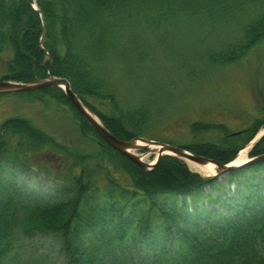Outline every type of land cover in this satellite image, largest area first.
<instances>
[{
  "label": "rangeland",
  "instance_id": "obj_1",
  "mask_svg": "<svg viewBox=\"0 0 264 264\" xmlns=\"http://www.w3.org/2000/svg\"><path fill=\"white\" fill-rule=\"evenodd\" d=\"M207 3L208 0L202 3L203 10L208 7ZM159 4V7L163 6L160 1ZM30 5L37 11L34 1H30ZM215 8L217 11L212 15L206 13V10L193 12L180 11L179 8H173L171 13H152L149 10L143 16L136 15L135 11L119 15L113 23L118 29L116 36L119 35V39L116 42L120 51L115 53L110 62L98 63L99 75L107 80L108 90L112 95L109 96L107 92L104 95L88 96L89 104L76 95L111 133L113 132L107 124L125 136L138 134L137 137L165 142L214 160L217 159L213 157L222 158L228 150L225 147H233L235 143L240 146V149L231 152L235 158L264 129V36L246 50L238 45L245 38L247 26L261 19L264 2L249 0L238 5L231 1L230 7L223 11L220 4H216ZM40 19L42 22L41 15ZM45 40L46 37L44 40L40 38V48L45 50V54L42 62L35 63L38 69L52 63L44 46ZM8 47L0 50V81L33 83L36 79H9L8 62L12 60L13 51ZM228 50L230 52L225 53ZM68 82L70 83L69 80ZM55 87L64 91L62 85ZM49 88L54 87L0 93V138L15 153L19 148L20 159L26 162L25 165L16 159L17 162L13 165L6 166L3 163L0 166V181L8 179L7 184L12 186V181H15L18 188L32 193L35 200L42 199L40 202L55 200L53 205L56 206L57 221L67 219L68 212L60 207L61 204L76 200L75 208L80 210L99 194L98 188L102 198L106 195L103 193L106 189L116 193L119 187H112L114 181L129 189L133 185H145V181L154 182L159 186L157 190L167 192L163 198L169 202H181L183 195H186L189 209L183 210L179 216L169 212L167 215L171 217H165L163 211H157L152 206L150 210L151 214L154 211L155 218L161 217L173 225L176 223V230L181 232L195 223H200L196 225L199 231L207 228L206 222L212 216L224 218L220 213H225L221 208V200L228 199L230 203V198H234L240 205H245L247 212H251L250 209L256 204V193H261L264 199V173L261 172L246 171L235 176H230L229 173L204 175L194 171L188 160L173 153L162 155L160 161L157 163L156 160L154 165L141 167L102 139L70 100L71 103H67L60 95L49 93L46 90ZM120 108L126 117L124 122L118 117ZM139 108L146 112L145 118L133 119ZM22 121L23 125H32L45 134L44 136H49L51 141L49 143L46 139L47 145L39 146V151H26V157L22 155L26 152L18 143L21 139L28 138L22 133L14 134L16 127H21L19 123ZM233 136L237 138L232 139ZM118 138L130 140L126 137ZM263 138L264 134L254 144L251 143L249 158L264 154L261 149H257ZM260 144L264 147V140ZM150 149L146 146L134 152L144 155V162L149 163L155 157V152ZM72 152L85 155L87 160L84 164L94 168L95 173L94 176L91 175L89 183L84 179L85 188L77 195L69 190L58 198L59 186L68 180V176L75 174L69 169L72 161L68 157ZM169 158H174L175 162L178 160L188 171L204 179L216 177L219 186L216 188L205 184L200 193L201 199L194 206L192 198L184 190L171 189V172L166 173L165 168L159 166L161 160H170ZM234 158L226 163L232 162ZM79 162V165L82 164V161ZM261 162L264 160L244 163L232 172ZM80 169L76 165L73 168L76 173L81 172ZM127 170L132 173L129 175ZM131 196L132 194L128 198ZM85 197L87 201L84 200ZM209 197H212V201ZM135 200L136 198L133 201ZM149 205L143 203L140 209L145 212ZM232 205L228 212L237 213L238 206H234L235 203ZM165 207L170 209L173 206L170 203ZM194 208L205 211L206 217H210L199 220L197 214L191 213ZM135 214L138 215L139 212ZM245 217L247 214L238 218L243 221ZM42 218L37 221V227L43 226L40 228L45 232L35 229L36 232L32 230L30 234H26L23 226L15 227L12 243L16 264H69L60 231L54 229L57 227L50 230L48 226L52 224L46 225ZM238 218L232 219L234 221ZM48 219L52 222L54 218ZM118 229L120 233L118 224L107 227L112 234H116ZM141 230L142 226L137 217L130 226V231H127L130 240L125 264H146L144 257L147 255L142 249H147V243L141 242L145 239ZM130 236L137 237V240L134 241ZM77 252L78 250L74 251V255ZM80 255L77 256L78 259Z\"/></svg>",
  "mask_w": 264,
  "mask_h": 264
},
{
  "label": "trees",
  "instance_id": "obj_2",
  "mask_svg": "<svg viewBox=\"0 0 264 264\" xmlns=\"http://www.w3.org/2000/svg\"><path fill=\"white\" fill-rule=\"evenodd\" d=\"M30 1L31 3L34 1L43 14L46 24L44 46L52 60V63L40 69L35 63L42 62L45 54V50L40 48L42 22L40 14L31 7ZM159 1L163 6L159 7L161 5ZM231 1L239 5L249 0H208V7L204 10L212 15L217 11L216 4H220L223 11L226 7H230ZM257 1L264 2V0ZM200 2L204 3V0H0V50L9 46L8 48L13 51L12 60L8 62L7 75L10 80L21 81H27L29 78H46L49 75L67 78L74 92L86 103H88V96L104 95L107 92L111 96L107 80L99 75L98 63L110 62L115 57V53L120 51L116 42L119 39V35L116 36L118 29L113 23L116 17L130 11H135L136 15L145 14L149 10L152 13L165 11L171 13L173 8H179L180 11L199 12L204 8V4H199ZM263 36L264 14L260 20L247 26L245 38L238 45L246 50ZM113 48L116 51H113ZM229 52L230 50L225 53ZM46 90L53 95L58 94L65 98V102H70L62 89L54 87ZM116 106L114 102V107ZM119 111V119L126 121L123 110L120 108ZM145 115L143 108H139L133 119L139 117L138 119L141 120L145 118ZM23 122L19 123L21 127L13 130L14 134L22 133L26 139L28 138L21 139L18 143L25 152L39 151V146L47 145L46 139L49 143L51 142L49 136H44L45 134L32 125H23ZM107 126L117 137L132 139L138 135L132 133L131 136H125L110 124ZM234 138L237 136H233L232 139ZM260 143L257 149H261L264 153V147ZM6 144V141L0 138V166L3 163L6 166L13 165L17 162L16 159L26 165V162L20 159L19 148L15 153ZM225 148L228 150L222 158H213L226 163L234 158L232 153L240 149V146L234 143L233 147L227 145ZM251 153L254 152L251 151ZM22 155L26 157L27 152ZM68 159L72 161L69 169L75 174L68 176V180L59 186L58 198L64 196V193L69 190L77 195L85 188L84 179L86 178L89 183L91 175L94 176L95 173L94 168L87 163L84 164L87 160L85 155L72 152ZM169 159L161 160L159 166L165 168L166 173L171 172L170 179L173 183L171 189L184 190L192 198L194 206L200 201V193L205 184L216 188L219 186L215 180L216 177L204 179L188 171L178 160L175 162L174 158ZM79 160L82 161L80 165ZM75 165L81 168V172L76 173L73 170ZM246 171L264 173V162L229 174L235 176ZM127 173L130 175L132 172L127 170ZM2 180L0 181L2 183H0V264H16L12 243L15 227L23 226L22 229L26 234H30L32 230L44 231L41 229L43 226L37 227V221L42 217L46 225L52 224L48 226L50 230L57 227L54 229L60 231L69 264H77V262L125 264L129 254L127 248L130 240L127 235L137 217L145 237L141 242L147 243V249H142L147 255L144 257L146 264H264V199L261 193H256V204L250 209L251 212H247L245 205H240L241 203L236 202L234 198H230V203L228 199L221 200V208L225 213H220L225 216L224 218L206 217L205 211H197L194 208L191 213L197 214L199 220L210 217L209 222H206L207 228L199 231L196 225L200 223H195L181 232L176 230V223L173 225L172 222L165 221L161 217L155 218L154 211L151 214L150 210L152 206L157 211H163L165 217H171L167 215V213L170 214L169 212L179 216L183 210L189 209L187 196L183 195L181 202L178 200L169 202L168 199L163 198L167 192L157 190L159 186L154 182L145 181V185L140 187L133 185L129 189L114 181L112 187L113 185L119 187H116L118 190L116 193L104 189L111 194L103 192L106 195L102 198L101 190L98 188V196L96 195L91 203L84 204L80 210L75 208L76 200L61 204L60 207H64L68 212L67 219L57 221V210L53 205L55 200L40 202L42 199L35 200L32 193L18 188L15 181H12L14 184L12 186L7 184L8 179ZM131 194L133 197L129 199ZM243 196L245 197L244 194ZM135 198L136 200L133 201ZM209 199L212 201V197ZM84 200L88 199L85 197ZM143 203L147 206L150 204L145 212L140 209ZM170 203L173 207L166 208L165 206ZM232 203L238 206L237 213L236 211L233 214L228 212L233 207ZM137 211L138 215L135 214ZM114 212L120 214H114ZM242 214H247L243 221L238 218ZM49 217L54 218L52 222L48 219ZM231 217L238 219L233 221ZM113 224L120 226V233L119 229L116 234L107 230V227ZM132 238L134 241L137 240V237ZM77 250V254L74 255V251Z\"/></svg>",
  "mask_w": 264,
  "mask_h": 264
},
{
  "label": "water",
  "instance_id": "obj_3",
  "mask_svg": "<svg viewBox=\"0 0 264 264\" xmlns=\"http://www.w3.org/2000/svg\"><path fill=\"white\" fill-rule=\"evenodd\" d=\"M37 11L40 13L42 17V37L41 40H44L46 35V25L43 18V14L37 6L35 7ZM63 86L64 92L68 99L73 103V105L80 111V113L84 116V118L91 124V126L96 130V132L104 139L107 143H109L113 148L130 158L133 162L140 165L141 167H147L149 164L140 159V156L137 154H133L129 152L127 149H142L146 146L150 147L151 145H160V155L157 159V163L160 161L162 157L163 150H170L176 156L183 157L185 159H189L198 163H207L208 161L213 162L216 165V174L215 175H223L232 172L237 169V167H241L244 163H254L256 161L264 160V154H261L256 157H250L247 161L241 164H233L229 163H221L218 160L210 159L202 155L194 154L188 152L180 147L152 140L144 137H136L130 140H122L116 137L113 133H111L107 127H105L100 121H98L92 113L87 109V107L83 104V102L79 99L76 93L72 90L70 83L66 78L57 77L49 75L46 78H37L33 83L28 84H16L9 81H0V93H18L24 91H30L37 88L44 87H55V86ZM137 141H142L144 144L136 145ZM154 165V164H153ZM150 166V165H149Z\"/></svg>",
  "mask_w": 264,
  "mask_h": 264
},
{
  "label": "bare ground",
  "instance_id": "obj_4",
  "mask_svg": "<svg viewBox=\"0 0 264 264\" xmlns=\"http://www.w3.org/2000/svg\"><path fill=\"white\" fill-rule=\"evenodd\" d=\"M262 134H264V129H262L258 132L257 136L255 137L254 140L251 141V143L254 144L256 139L259 136H261ZM251 143H250V145H251ZM142 144H144V143L141 141H137V143H136V145H142ZM250 145H248L247 147H245L239 151L237 156L232 161L233 164H241V163L248 160V158H249L248 152L250 150L249 148L252 147ZM150 148H151L150 149L151 151L155 152V157H154L153 161H150L148 164L153 165L160 155L159 152H160L161 146L160 145H151ZM127 150L133 154H136L134 152V150H136V149L128 148ZM170 153H173V152H171L170 150H163L161 154L164 155V154H170ZM253 157H255V156H253ZM140 159L145 161L144 155L140 156ZM186 160H188L189 165L191 166V168L194 171H199L204 175H213L216 173V165L213 162L208 161L207 163H198V162L191 161L189 159H186Z\"/></svg>",
  "mask_w": 264,
  "mask_h": 264
}]
</instances>
